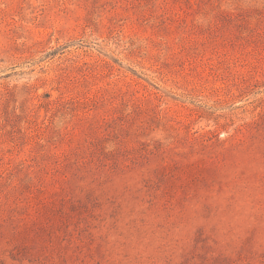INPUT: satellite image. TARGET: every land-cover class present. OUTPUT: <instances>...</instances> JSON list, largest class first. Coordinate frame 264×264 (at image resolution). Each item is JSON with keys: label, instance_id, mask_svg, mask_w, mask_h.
I'll return each mask as SVG.
<instances>
[{"label": "rangeland", "instance_id": "rangeland-1", "mask_svg": "<svg viewBox=\"0 0 264 264\" xmlns=\"http://www.w3.org/2000/svg\"><path fill=\"white\" fill-rule=\"evenodd\" d=\"M0 264H264V0H0Z\"/></svg>", "mask_w": 264, "mask_h": 264}]
</instances>
